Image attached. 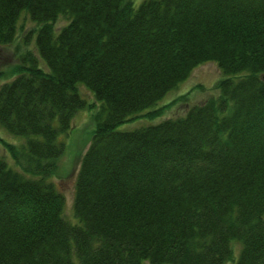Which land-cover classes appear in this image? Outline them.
<instances>
[{
    "label": "trees",
    "instance_id": "16d2710c",
    "mask_svg": "<svg viewBox=\"0 0 264 264\" xmlns=\"http://www.w3.org/2000/svg\"><path fill=\"white\" fill-rule=\"evenodd\" d=\"M23 12L39 27L0 86V128L22 139L0 137V264H264V0H0V47ZM207 62L215 95L117 129ZM78 85L101 108L71 223L53 178Z\"/></svg>",
    "mask_w": 264,
    "mask_h": 264
},
{
    "label": "rangeland",
    "instance_id": "374dc122",
    "mask_svg": "<svg viewBox=\"0 0 264 264\" xmlns=\"http://www.w3.org/2000/svg\"><path fill=\"white\" fill-rule=\"evenodd\" d=\"M144 0H131L133 6H138ZM64 19L56 21L54 28L56 31L65 24ZM18 31L15 41L12 45L0 47V86L10 82L13 78L11 70L18 63V56L26 48L36 53L35 34L39 25L35 23L30 15L21 13L18 19ZM218 65L214 62L204 63L192 70L189 78L182 81L176 89L168 92L163 99L149 107L143 112H139L117 129L119 131H130L157 125L170 118L181 117L193 105L199 104L207 99L210 95L217 92L214 89L219 80L224 78ZM78 93L86 101V108L79 110L73 119V130L61 134L59 140L66 145V152L60 160L62 174L53 178L57 188L61 191L65 199L64 218L71 223H77L75 219L73 204L75 195V180L80 165L81 157L89 146L92 131L95 124L92 116L100 110V102L92 95L84 85L77 86ZM0 137L2 140L11 143H20L22 139L13 137L0 128ZM0 145V154H2ZM4 159L12 165L13 161L4 155ZM235 252L240 250L239 244H234ZM144 264H149L145 262Z\"/></svg>",
    "mask_w": 264,
    "mask_h": 264
},
{
    "label": "water",
    "instance_id": "95a60500",
    "mask_svg": "<svg viewBox=\"0 0 264 264\" xmlns=\"http://www.w3.org/2000/svg\"><path fill=\"white\" fill-rule=\"evenodd\" d=\"M262 79L264 80V75H263Z\"/></svg>",
    "mask_w": 264,
    "mask_h": 264
}]
</instances>
